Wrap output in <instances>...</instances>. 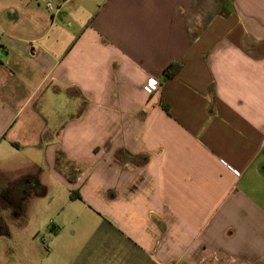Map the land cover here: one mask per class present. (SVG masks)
<instances>
[{"label": "crops", "instance_id": "crops-1", "mask_svg": "<svg viewBox=\"0 0 264 264\" xmlns=\"http://www.w3.org/2000/svg\"><path fill=\"white\" fill-rule=\"evenodd\" d=\"M0 50V177L67 191L35 264H264V0H0Z\"/></svg>", "mask_w": 264, "mask_h": 264}, {"label": "rangeland", "instance_id": "rangeland-1", "mask_svg": "<svg viewBox=\"0 0 264 264\" xmlns=\"http://www.w3.org/2000/svg\"><path fill=\"white\" fill-rule=\"evenodd\" d=\"M14 179L16 184L11 187L13 180L0 177V264H8L9 260L20 264V259H26V264H35L38 247L30 242L29 236L38 235L42 250L51 248L57 215L66 201L67 191L54 189L48 194H36L35 187L27 186L28 178ZM71 194L68 193L70 197ZM19 205L24 208L20 210ZM34 226L38 232L33 231Z\"/></svg>", "mask_w": 264, "mask_h": 264}, {"label": "built area", "instance_id": "built-area-1", "mask_svg": "<svg viewBox=\"0 0 264 264\" xmlns=\"http://www.w3.org/2000/svg\"><path fill=\"white\" fill-rule=\"evenodd\" d=\"M2 54H3V52H2V50H0V57L2 56ZM160 88H161V82L157 77H154V76H150L147 79L146 83L144 84V89L148 94H154ZM231 168H232V170H234V172H236V174H239L238 170H236L232 166H231Z\"/></svg>", "mask_w": 264, "mask_h": 264}, {"label": "trees", "instance_id": "trees-1", "mask_svg": "<svg viewBox=\"0 0 264 264\" xmlns=\"http://www.w3.org/2000/svg\"><path fill=\"white\" fill-rule=\"evenodd\" d=\"M181 67H182V64L180 62H173L169 64L163 72L164 80L174 77L180 71ZM77 197H80V195H77L73 191L71 194V198H77Z\"/></svg>", "mask_w": 264, "mask_h": 264}]
</instances>
